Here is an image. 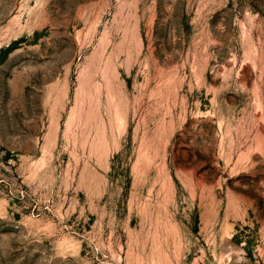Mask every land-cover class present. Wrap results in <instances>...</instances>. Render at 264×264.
I'll return each mask as SVG.
<instances>
[{"label": "rangeland", "instance_id": "obj_1", "mask_svg": "<svg viewBox=\"0 0 264 264\" xmlns=\"http://www.w3.org/2000/svg\"><path fill=\"white\" fill-rule=\"evenodd\" d=\"M0 264H264V0H0Z\"/></svg>", "mask_w": 264, "mask_h": 264}]
</instances>
